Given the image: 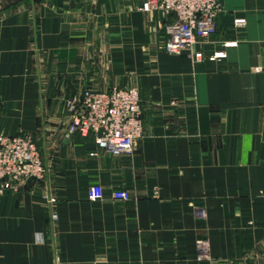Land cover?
Segmentation results:
<instances>
[{"label":"crops","instance_id":"obj_1","mask_svg":"<svg viewBox=\"0 0 264 264\" xmlns=\"http://www.w3.org/2000/svg\"><path fill=\"white\" fill-rule=\"evenodd\" d=\"M144 1L0 0V135L30 136L45 169L0 196V264H200V238L218 264H264V0H223L180 54ZM124 87L131 154L67 135L66 100Z\"/></svg>","mask_w":264,"mask_h":264},{"label":"built area","instance_id":"obj_2","mask_svg":"<svg viewBox=\"0 0 264 264\" xmlns=\"http://www.w3.org/2000/svg\"><path fill=\"white\" fill-rule=\"evenodd\" d=\"M223 0H145L140 10L156 12L169 18L164 26L163 50L168 54L191 51L199 41L208 39L216 31V17L222 9ZM243 21H236L237 24ZM222 56L216 53L211 59ZM201 58L200 52L193 53ZM142 109L136 87L113 88L106 92L85 89L70 97L64 104L67 120L66 133L82 135L92 133L97 149L110 155L131 154L143 131ZM44 165L39 152L28 135H0V196L15 188L18 183L42 179ZM103 196L102 187L90 185L87 199L98 201ZM114 200L127 201L124 190L111 194ZM196 216L204 219L205 212ZM52 219H56L52 215ZM194 259L200 264H218L211 256L205 238L194 243Z\"/></svg>","mask_w":264,"mask_h":264}]
</instances>
